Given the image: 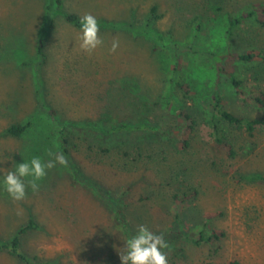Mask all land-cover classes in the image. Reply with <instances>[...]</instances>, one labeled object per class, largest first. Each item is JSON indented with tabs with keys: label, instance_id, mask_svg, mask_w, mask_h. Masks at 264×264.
I'll return each instance as SVG.
<instances>
[{
	"label": "rangeland",
	"instance_id": "obj_1",
	"mask_svg": "<svg viewBox=\"0 0 264 264\" xmlns=\"http://www.w3.org/2000/svg\"><path fill=\"white\" fill-rule=\"evenodd\" d=\"M62 1L0 0V180L15 162L68 159L23 201L0 188V241L34 220L39 229L21 244L29 260L121 264L145 225L164 235L168 264H264V128L240 130L214 111L218 92L241 118L264 114L256 101L264 95V0ZM68 14L130 28L99 31L103 44L89 54ZM175 44L206 54L177 56ZM228 49L256 57L222 63L236 69L244 95L210 57ZM42 99L55 119L40 111ZM125 124L143 129L112 133ZM14 125L27 127L21 137L8 134ZM0 264L24 262L0 251Z\"/></svg>",
	"mask_w": 264,
	"mask_h": 264
},
{
	"label": "clouds",
	"instance_id": "obj_2",
	"mask_svg": "<svg viewBox=\"0 0 264 264\" xmlns=\"http://www.w3.org/2000/svg\"><path fill=\"white\" fill-rule=\"evenodd\" d=\"M80 26V48L91 54L103 44L98 36L100 24L93 15L86 14L81 18ZM118 47L119 42L114 41L110 51L115 52ZM49 155H54V159L45 162L40 157H33L30 161L15 162L14 170L9 171L0 180V188L14 202L25 200L28 188L33 193L38 192L39 182L47 176L49 170L57 165L68 166V159L63 153H49ZM169 247L163 234L157 235L147 226L140 225L136 233L126 242V253L120 256L121 264H168V254L165 250Z\"/></svg>",
	"mask_w": 264,
	"mask_h": 264
},
{
	"label": "trees",
	"instance_id": "obj_3",
	"mask_svg": "<svg viewBox=\"0 0 264 264\" xmlns=\"http://www.w3.org/2000/svg\"><path fill=\"white\" fill-rule=\"evenodd\" d=\"M56 4L61 7L63 5L62 0H56ZM80 20L81 18L76 15V14H68L66 16V22L72 26H74L77 29H80ZM242 18L238 20H232L231 21V27L236 28L240 25L242 22ZM100 24V31H118L122 29H128L130 28L127 24L123 22H109L104 19H99L97 20ZM152 23V22H151ZM150 23V24H151ZM52 24H50L48 27H51ZM174 50L176 52V55L179 56L181 53L185 51H193L194 53H199V54H206V52L203 49H198L195 46H183L180 44H175L174 45ZM39 56L40 58L45 61L46 55H45V41L43 40L39 46ZM210 57L212 60L215 62V64L218 65V70L220 73L226 75L230 83L232 84L233 88L237 91L239 95H244L243 92V83L239 78V75L236 71V69L230 65H223V61L227 58H236L242 63H252L255 61L256 57L254 55H239V56H234L232 55L231 51L228 49L224 53L220 55H215L211 54ZM178 58V57H177ZM256 101L264 108V95L261 94V97H257ZM214 111L216 114H219L223 120L228 123L231 126H235L240 130L245 129L249 133H253L256 131L257 128L263 127L264 128V114L260 119H247V118H241L227 110H225L222 107V99L220 94L217 92L215 94L214 98ZM39 109L43 114L48 115L50 118L55 119L56 112L51 109L47 104H45V101L42 99L39 102ZM188 119L190 118L189 116L187 117ZM27 127L22 126V125H14L8 130V134L14 137H21ZM137 130V129H143L142 127H136L132 128L131 125L125 124V125H119L115 128L112 129L113 134H120L122 132H128L132 130ZM120 155L122 156V152H120ZM124 157H127L126 154L123 153ZM258 180H264L263 177H258ZM116 221L120 224L123 225L124 227L127 228L126 224V219L122 212H118L116 215ZM39 229V225L34 221L31 220L28 225L24 226L18 233V235L13 239L12 242L10 243H5L0 241V251H6L9 252L13 257L18 258L24 264H52V263H36L27 258L25 254L21 251V244H22V239L24 236H26L28 233L32 231H37ZM218 239L217 235H213L210 237L202 236L199 240L193 241L197 246H201L203 244H209L213 242L214 240ZM238 264V263H234Z\"/></svg>",
	"mask_w": 264,
	"mask_h": 264
}]
</instances>
